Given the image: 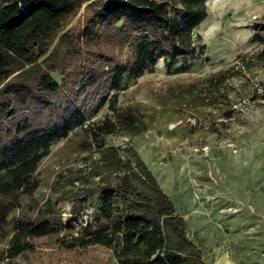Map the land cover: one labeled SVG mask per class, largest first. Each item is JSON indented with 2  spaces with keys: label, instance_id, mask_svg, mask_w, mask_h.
<instances>
[{
  "label": "trees",
  "instance_id": "trees-1",
  "mask_svg": "<svg viewBox=\"0 0 264 264\" xmlns=\"http://www.w3.org/2000/svg\"><path fill=\"white\" fill-rule=\"evenodd\" d=\"M205 2L0 0V237L10 231L4 259L29 260L34 254L35 260L45 255L46 264H61L86 249L104 247L120 264H205L185 252L191 244L186 221L137 152L122 156L105 142L119 128L131 135L145 131L140 108H118L114 96L109 101L113 119L85 125L84 113L95 91L98 96L108 83L121 90L118 82L124 76H140L167 49L172 52L168 67L176 55L189 53L192 31L207 17ZM83 9L82 20L66 30ZM260 27L264 31V24ZM259 56L264 60V50ZM233 76L219 71L207 87L211 91ZM170 92L184 98L193 91ZM75 129L82 136L79 149L98 156L89 170L71 173L51 192L62 201L73 190V217L95 209L99 196L94 217L61 227L53 197H48L34 219L23 215L9 221L23 199H33L37 169L53 143ZM170 231L182 244L170 242ZM44 237L58 249L37 251L34 240Z\"/></svg>",
  "mask_w": 264,
  "mask_h": 264
},
{
  "label": "rangeland",
  "instance_id": "rangeland-1",
  "mask_svg": "<svg viewBox=\"0 0 264 264\" xmlns=\"http://www.w3.org/2000/svg\"><path fill=\"white\" fill-rule=\"evenodd\" d=\"M207 17L192 31L194 47L176 55L167 49L138 77L124 76L119 91L110 84L100 88L84 109L85 125L113 119L110 102L117 107L140 108L138 118L146 130L131 135L125 128L105 137L107 146L122 156L135 151L172 201L187 224L193 252L205 264H264V0H206ZM84 16V9L69 29ZM126 50H124L125 52ZM125 55V54H124ZM222 70L234 74L224 84L209 90V78ZM59 82L62 78L54 75ZM189 87L185 97L171 89ZM210 97L209 100L205 96ZM110 101V102H109ZM85 127V126H84ZM79 129L55 141L41 161L39 181L33 199H23L9 221L28 215L35 218L53 197L61 227L76 226L94 217L99 206L87 208L82 216L71 215L70 190L66 199L56 200L52 186L89 170L97 158L94 151L79 149ZM69 169H73L70 171ZM9 227L0 237V264H46L29 254L8 262L2 257L9 238ZM172 244H182L172 231ZM37 251L51 253L55 244L48 238L34 240ZM191 247V248H190ZM61 264H120L113 250L89 248L71 255Z\"/></svg>",
  "mask_w": 264,
  "mask_h": 264
}]
</instances>
